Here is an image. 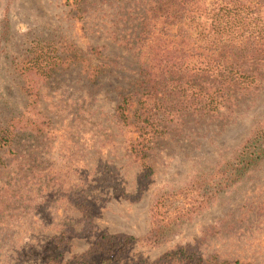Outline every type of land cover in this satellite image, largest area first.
Listing matches in <instances>:
<instances>
[{
  "label": "rangeland",
  "instance_id": "obj_1",
  "mask_svg": "<svg viewBox=\"0 0 264 264\" xmlns=\"http://www.w3.org/2000/svg\"><path fill=\"white\" fill-rule=\"evenodd\" d=\"M157 1L0 0V123L23 112L25 80L40 94V115L29 111L26 116L47 123L41 135L18 143V155L3 158L0 264L87 261L82 257L101 232L135 239L120 264H173L163 257L177 248L203 259L216 255L218 260L264 264V156L213 194L204 209L189 206L196 180L210 179L251 132L264 133V87L242 100L222 124H189L181 138L161 144L152 173L138 188L141 170L126 153L123 130L112 112L116 88L132 80L136 68L125 43L133 17ZM210 1L186 0L185 6L207 8ZM88 48H98L103 60ZM35 51L70 56L72 62L57 65L46 79L29 71L21 79L22 60ZM107 60L116 61L114 79L91 86L87 66ZM163 193L173 195L166 204L185 217L148 239L150 209ZM75 200L86 201L88 219ZM171 207L158 212L171 216Z\"/></svg>",
  "mask_w": 264,
  "mask_h": 264
},
{
  "label": "trees",
  "instance_id": "obj_2",
  "mask_svg": "<svg viewBox=\"0 0 264 264\" xmlns=\"http://www.w3.org/2000/svg\"><path fill=\"white\" fill-rule=\"evenodd\" d=\"M167 1L170 2L158 0L154 8L140 10L133 17L134 29L125 43L136 59V68L133 79L116 88L112 112L115 123L123 130L126 153L141 170L139 189L152 173L153 158L161 144L181 138L189 124H222L231 119L242 100L264 87V0H211L207 8H186V0L171 1L168 5ZM88 50L101 59L98 48ZM70 62V56L35 51L22 60L20 78L24 79L29 71L46 79L57 65ZM87 67L85 78L94 86L114 79L112 71L117 64L107 60ZM25 81L20 88L27 97L23 112L9 115L5 123H0V167H4L7 153L18 155L21 140L41 135L42 127L47 126L44 121L26 116L29 111L40 115V94ZM14 146L15 150H11ZM263 156L264 133L251 132L231 160L218 166L210 179L194 182L196 197L191 203L197 205L190 203V209H204L213 194L239 180ZM172 196L163 193L154 201L148 239L185 217L178 207L166 204ZM74 206L83 218H89L86 201L75 200ZM163 207L172 208L167 211L172 212L171 216L159 214ZM134 243L131 236L101 232L82 257L87 261L73 259L65 264H120V256ZM95 255L98 258L93 261ZM166 259L173 264H249L218 260L216 255L203 259L183 248L166 254L163 260ZM48 262L55 264V260Z\"/></svg>",
  "mask_w": 264,
  "mask_h": 264
}]
</instances>
